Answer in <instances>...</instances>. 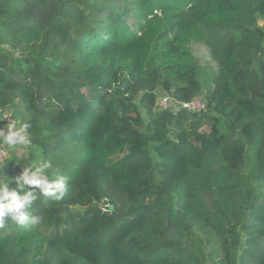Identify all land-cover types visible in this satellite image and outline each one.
Masks as SVG:
<instances>
[{"label":"trees","instance_id":"trees-1","mask_svg":"<svg viewBox=\"0 0 264 264\" xmlns=\"http://www.w3.org/2000/svg\"><path fill=\"white\" fill-rule=\"evenodd\" d=\"M0 109L32 141L0 183L66 179L0 264H264V0H0Z\"/></svg>","mask_w":264,"mask_h":264},{"label":"clouds","instance_id":"clouds-1","mask_svg":"<svg viewBox=\"0 0 264 264\" xmlns=\"http://www.w3.org/2000/svg\"><path fill=\"white\" fill-rule=\"evenodd\" d=\"M28 129L27 123L8 122L5 127L0 128V145L12 150H25L32 144ZM50 167L49 163L40 161L23 167L21 174L14 180L16 188L11 190V183H0V227H3L5 217H10L19 226L42 223L41 216L30 217L27 209L39 195L59 200L66 189L65 177L49 179L46 175Z\"/></svg>","mask_w":264,"mask_h":264},{"label":"built area","instance_id":"built-area-1","mask_svg":"<svg viewBox=\"0 0 264 264\" xmlns=\"http://www.w3.org/2000/svg\"><path fill=\"white\" fill-rule=\"evenodd\" d=\"M155 13L157 14V12ZM157 108L160 111L161 110L181 111L185 109L194 113H201L203 111H206V102L200 98H197L192 102L184 103L172 98L167 93H162V95L157 100ZM0 121L5 123V125L8 122H16L10 111L1 110V109H0ZM7 155H8V151L6 146L0 145V170H2L3 168L4 161ZM106 210H108V208Z\"/></svg>","mask_w":264,"mask_h":264},{"label":"rangeland","instance_id":"rangeland-1","mask_svg":"<svg viewBox=\"0 0 264 264\" xmlns=\"http://www.w3.org/2000/svg\"><path fill=\"white\" fill-rule=\"evenodd\" d=\"M162 92L161 90L158 91V93ZM14 151V154L17 155V156H21L22 158H28V151L27 150H19V149H16V150H13ZM2 172H0V175H1ZM107 209V208H106Z\"/></svg>","mask_w":264,"mask_h":264},{"label":"water","instance_id":"water-1","mask_svg":"<svg viewBox=\"0 0 264 264\" xmlns=\"http://www.w3.org/2000/svg\"><path fill=\"white\" fill-rule=\"evenodd\" d=\"M68 210H69V208H68V207L64 208V211H66V212H67Z\"/></svg>","mask_w":264,"mask_h":264}]
</instances>
